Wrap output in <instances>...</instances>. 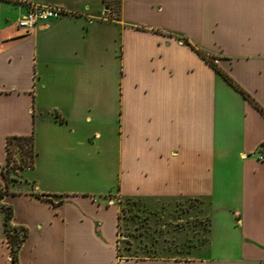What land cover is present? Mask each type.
I'll return each instance as SVG.
<instances>
[{
    "label": "crops",
    "instance_id": "obj_1",
    "mask_svg": "<svg viewBox=\"0 0 264 264\" xmlns=\"http://www.w3.org/2000/svg\"><path fill=\"white\" fill-rule=\"evenodd\" d=\"M11 137L18 264H264V0H0L2 186ZM123 199H205L202 253L120 256Z\"/></svg>",
    "mask_w": 264,
    "mask_h": 264
},
{
    "label": "rangeland",
    "instance_id": "obj_2",
    "mask_svg": "<svg viewBox=\"0 0 264 264\" xmlns=\"http://www.w3.org/2000/svg\"><path fill=\"white\" fill-rule=\"evenodd\" d=\"M20 152L18 143H13L7 167L8 177L13 168L22 165ZM208 207L205 199H172L156 204L123 199L120 212V256H197L207 244Z\"/></svg>",
    "mask_w": 264,
    "mask_h": 264
},
{
    "label": "trees",
    "instance_id": "obj_3",
    "mask_svg": "<svg viewBox=\"0 0 264 264\" xmlns=\"http://www.w3.org/2000/svg\"><path fill=\"white\" fill-rule=\"evenodd\" d=\"M205 57V56H204ZM208 63L215 68V63L212 60L206 59ZM225 77V76H224ZM226 81L230 84L232 82L226 78ZM233 85V84H232ZM18 143V149L21 151L20 152V161H22V165L18 166L17 168H23V167H31L33 163V158H34V149H33V144H32V139L30 137H11L8 138L7 144H6V150H7V167L10 164V148L13 143ZM25 161H28L25 163ZM17 168H13L17 169ZM7 169V168H6ZM4 169L3 171V178L5 179V186H2L0 184V199L6 194L7 192V185L9 181L12 179L11 177H8V169ZM10 179V180H9ZM0 212L5 213V224H6V231H7V241L10 246V255H11V262L12 264H18L17 260V250L19 248V245L24 237L22 235L21 231L19 228L12 227L8 219L11 216V208L8 206L3 205L0 203Z\"/></svg>",
    "mask_w": 264,
    "mask_h": 264
},
{
    "label": "built area",
    "instance_id": "obj_4",
    "mask_svg": "<svg viewBox=\"0 0 264 264\" xmlns=\"http://www.w3.org/2000/svg\"><path fill=\"white\" fill-rule=\"evenodd\" d=\"M63 11L59 7L49 5L30 4L26 12L18 19L17 26L25 33H29L36 28L39 23L55 20L62 15ZM257 159L264 160V153L257 152Z\"/></svg>",
    "mask_w": 264,
    "mask_h": 264
}]
</instances>
